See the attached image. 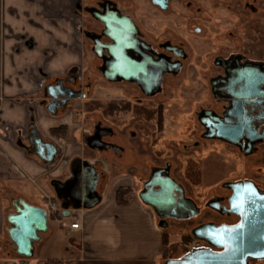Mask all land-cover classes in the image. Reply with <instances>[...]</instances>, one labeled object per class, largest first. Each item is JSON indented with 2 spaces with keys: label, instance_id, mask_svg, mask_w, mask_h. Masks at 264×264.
<instances>
[{
  "label": "crops",
  "instance_id": "crops-1",
  "mask_svg": "<svg viewBox=\"0 0 264 264\" xmlns=\"http://www.w3.org/2000/svg\"><path fill=\"white\" fill-rule=\"evenodd\" d=\"M90 8L87 0H0V183L19 194L12 201L14 213L6 214L9 226L5 231L9 238L8 218L17 213L14 204L24 202L46 212L47 229L33 244L31 257L19 256L21 263L167 264L181 260L200 248L184 242L177 249L180 256L169 255L175 246L163 228L167 220L181 222L183 218L159 216L138 197L155 168L154 157L140 155L138 140L148 137L150 146L148 132L155 133L153 123L149 129L144 116L110 118L104 114L105 106L92 107L100 94H108L104 104L128 100L124 94L130 86L105 79L97 63L106 86L90 92L93 97L70 99L55 115L47 111L50 86L62 82L80 94L90 85L86 76L92 73V58L99 61L89 38L92 32L98 37L91 30ZM164 75L155 79L145 96L146 105L154 104L156 95L164 96ZM140 108L148 109L143 103ZM58 129H62L60 135L52 134ZM35 138L53 147L50 161L37 154ZM119 188L131 189L124 206L116 202ZM51 203L58 205L57 213L50 212ZM189 214L188 218L194 217L192 210ZM76 219L78 230L66 232L63 224Z\"/></svg>",
  "mask_w": 264,
  "mask_h": 264
},
{
  "label": "rangeland",
  "instance_id": "rangeland-1",
  "mask_svg": "<svg viewBox=\"0 0 264 264\" xmlns=\"http://www.w3.org/2000/svg\"><path fill=\"white\" fill-rule=\"evenodd\" d=\"M103 1L87 0V4L97 9ZM107 1L114 3L119 11L130 15L147 41L157 43L168 39L172 44L181 46L186 54V59L181 61L176 73L164 75L165 83L161 91L164 96L156 95L154 104L150 105H146L145 98L138 96L141 103L148 107L138 108L139 114L142 113L145 119L149 117V123L144 121L145 127L150 129L152 122L155 124L153 113L159 103L166 118L161 136L156 131L148 132L149 140H152L150 146L147 144L148 137H140V155L154 157L155 165L159 166L170 162L172 178L184 188L186 197L191 199L194 209L200 212L198 217L187 221H166L167 227L163 229L170 235L169 243L175 246L169 255L178 257L181 252L177 249L184 242L194 247L196 244L203 245L200 240H194L191 232L202 222L217 221L211 212L208 213L207 204L216 196L226 193L223 184L245 177L264 183V158H241L236 151L209 142L204 143L203 147H194L200 131L195 113L199 107L210 108L213 104L206 80L223 70L216 59L240 55L251 62H264V0H177L166 13L159 12L149 0ZM185 1L191 2V6L186 7ZM90 25L92 31H101L100 25L92 17ZM97 63L100 62L93 57L92 73L85 75L89 77L90 85L84 88L87 84L84 83L82 86L88 98L93 97L90 92L105 85L99 77ZM113 87L117 86L111 85L109 89ZM101 95L92 107H106L104 97L108 94ZM135 95L128 88L124 97L132 100ZM17 192L16 189L9 192L0 183V264H24L20 262L22 258L15 252L5 231L9 226L6 214L14 213L12 201L19 197ZM221 221L224 219L217 222ZM249 264H264V260Z\"/></svg>",
  "mask_w": 264,
  "mask_h": 264
},
{
  "label": "flooded vegetation",
  "instance_id": "flooded-vegetation-1",
  "mask_svg": "<svg viewBox=\"0 0 264 264\" xmlns=\"http://www.w3.org/2000/svg\"><path fill=\"white\" fill-rule=\"evenodd\" d=\"M176 1L149 0L150 4L162 13L168 12L171 4ZM190 4L189 1L184 3L186 7H190ZM89 12L93 19L100 21L98 24L101 31H99L98 37L92 32L89 38L93 41V52L99 58L102 76L115 83L130 86V90L136 94L132 100L108 101L104 108L105 116L122 118L124 115L130 114L131 119L137 118L138 115L143 117L144 115L139 114L138 111V107H141V98L138 96L140 95L142 99L145 98L146 94L152 91L155 79L160 78L162 74L176 73L181 61L186 59V54L181 46L172 44L168 39L157 43L147 41L132 17L119 11L118 7L110 1H103L97 9L90 8ZM218 58L216 63L219 62L223 70L218 75L206 80L213 104L210 108L201 106L195 113L200 131H198L199 140L195 141L194 147H203L204 143L209 142L216 146L228 147L236 151L241 158H264V62H251L240 55H231L227 59L221 60ZM66 88L68 85L57 82L47 89L46 94L51 101V94L60 98V93L65 92ZM81 93L80 96L86 98L87 93L83 90ZM235 93L254 96L256 99L253 100L254 102H250L253 103V107H257L255 113H245V109L241 113H233L229 98ZM111 103H116L117 106L110 109ZM123 105H127V109L124 110ZM157 106L158 108L153 113L155 124L152 123L154 131L161 136L165 125L162 122V127H159V109H162V105L159 103ZM162 115L164 121L163 109ZM144 121L148 122L149 117L148 119L144 118ZM107 148L112 150L110 146ZM115 151L117 154L121 153L120 149ZM166 178L174 181L170 177V162H165L164 166L155 165L149 178L142 183L138 195L151 189L153 181ZM175 183L178 187L172 190L171 195L175 203H180L182 207H176L173 210L176 212L172 211L167 215H175L183 218V221L190 220L192 218H188L190 214L185 210L189 206L194 217H198L199 210L194 209L191 199L185 195L184 188L180 187L177 182ZM230 185H239L240 188H230ZM263 186L264 183L261 184L257 179L246 177L223 184L226 193L216 196L212 202L207 204V207L208 213L211 212L215 220L224 219V221L219 223L217 221L202 222L194 231L203 228L201 232L205 234L204 227L206 226H243L245 210H249L253 195L259 197L264 194ZM154 190H158V188ZM198 237L201 236L198 235ZM201 243L203 245L200 246V249L222 251V249L210 246L206 242L201 241ZM261 260L248 259L247 264Z\"/></svg>",
  "mask_w": 264,
  "mask_h": 264
},
{
  "label": "water",
  "instance_id": "water-1",
  "mask_svg": "<svg viewBox=\"0 0 264 264\" xmlns=\"http://www.w3.org/2000/svg\"><path fill=\"white\" fill-rule=\"evenodd\" d=\"M51 97L47 107V111L51 115H55L67 100L81 98L79 93L68 88L65 92L60 93V98L55 94H51ZM229 99L233 113H241L245 109V113L253 114L257 110V107H253V103H251L256 99L254 96L235 93ZM33 143L37 154L44 161H50L54 154L53 147L41 143L38 138H35ZM151 185V189L141 193L139 199L151 207L157 215L164 216L175 210L176 207H182L180 203H175L171 195L172 190L178 187L172 179H158ZM155 188L158 190H154ZM230 188L237 189L240 186L230 185ZM250 202L249 210H245L243 226H206L204 227L205 234L201 232L203 228L193 231L196 239L222 249L221 252L198 249L181 260L170 261L167 264H247L248 259H264V194L259 197L253 195ZM19 205L21 208L18 207ZM14 206L17 213L8 218L11 225L8 235L15 246V252L21 257L29 258L33 252V244L39 240V234L44 233L47 229L46 212L24 202L15 203ZM185 210L190 213L192 209L188 206Z\"/></svg>",
  "mask_w": 264,
  "mask_h": 264
},
{
  "label": "trees",
  "instance_id": "trees-1",
  "mask_svg": "<svg viewBox=\"0 0 264 264\" xmlns=\"http://www.w3.org/2000/svg\"><path fill=\"white\" fill-rule=\"evenodd\" d=\"M117 106L116 103H111L110 104V109H114ZM123 109H127V105H123ZM162 122H163V115H162V109H159V119H158V123H159V127H162ZM60 131H62V129H58V130H52V134L54 135H60ZM131 193V190L128 188H120L117 190L116 192V202L118 205L120 206H124L126 205L127 201H126V197ZM164 243H167V237L164 235L163 237Z\"/></svg>",
  "mask_w": 264,
  "mask_h": 264
},
{
  "label": "built area",
  "instance_id": "built-area-1",
  "mask_svg": "<svg viewBox=\"0 0 264 264\" xmlns=\"http://www.w3.org/2000/svg\"><path fill=\"white\" fill-rule=\"evenodd\" d=\"M49 210L51 213H57L59 211V207L55 203H51L49 205ZM63 226L65 227L66 232H68V231L73 232V231L78 230L79 222L76 219L72 223H70L68 226H66V224H63ZM195 248L198 249V248H200V246L196 244Z\"/></svg>",
  "mask_w": 264,
  "mask_h": 264
}]
</instances>
